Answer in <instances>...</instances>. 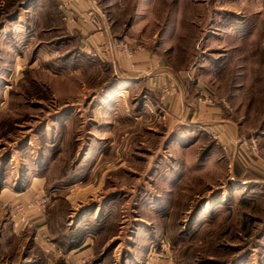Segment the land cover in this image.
Segmentation results:
<instances>
[{
  "label": "rangeland",
  "instance_id": "rangeland-1",
  "mask_svg": "<svg viewBox=\"0 0 264 264\" xmlns=\"http://www.w3.org/2000/svg\"><path fill=\"white\" fill-rule=\"evenodd\" d=\"M66 4L0 0V189L31 199L0 203V264H62L76 229L81 264H264V0H97L117 70ZM142 50L174 79L127 76Z\"/></svg>",
  "mask_w": 264,
  "mask_h": 264
},
{
  "label": "crops",
  "instance_id": "crops-1",
  "mask_svg": "<svg viewBox=\"0 0 264 264\" xmlns=\"http://www.w3.org/2000/svg\"><path fill=\"white\" fill-rule=\"evenodd\" d=\"M67 1V4L65 7L68 8V15H69V23L67 24V27L72 30L74 29V31L77 33V35H79L80 37H82V40L85 38H89L90 40L92 39H101V40H105L106 39V45L109 47L108 51H105L106 48L103 50L102 54H103V62L105 64H107L108 66H111L112 68H115L116 70L121 67V68H129V61L127 57L123 58L122 56H116V54L114 53V51L111 52V44L108 42L109 41V32H107L105 30L104 32H100V33H96V31H94L89 25H83L81 23V21L79 19L73 18L71 19V15L76 16V14L79 13V11L82 8H86L89 5V0H65ZM64 2V1H62ZM65 3V2H64ZM70 4V6H69ZM71 8V10H70ZM73 17V16H72ZM102 36V37H101ZM103 38V39H102ZM116 59H118L119 63L117 64ZM137 63V67L139 69L137 70H127L124 73L128 74L127 76L130 75L131 78L133 77H144V80L147 84V87H149L151 90H156L160 84L163 83H167L169 81H172L174 78L173 76V72L171 70H169L167 68L166 65L161 64V61L159 58L155 57L153 55V53L146 51V50H142L138 53H135L134 58L132 59ZM167 102H170L171 107L176 110L179 109V107L183 106L184 104V98H183V93L181 92L180 94H175L173 93L172 97H167L166 99ZM37 186H39L40 182H37V180L35 179L33 181ZM29 187V186H28ZM30 195H29V191L27 189V191H23L20 192L15 189V186L12 185H7L6 187H2V189H0V203H12V204H16L17 202L21 201L22 203H27L28 201H30ZM1 208V205H0ZM48 219H50V217H48ZM38 224H41L43 226L44 230H48L50 232L51 228L49 227L48 222L47 223V218H41L38 219L36 221ZM52 231V230H51ZM48 232V233H49ZM47 234V233H46ZM39 235V234H38ZM55 236V234H54ZM55 240H57V238H54ZM94 239V240H93ZM60 242V241H59ZM94 242V243H93ZM95 236L93 235H89L87 236L82 242L81 244H79L78 246H73L71 248L66 247L65 244L60 242V247L62 248L63 251H65V253L68 252V254H70L73 257L76 258H81L84 257L86 255H91V253H93L94 250V244H95ZM58 258V256H57ZM55 259V257H54ZM53 261V259H52ZM61 261H63L65 264H67L64 260V257L62 256ZM63 262H61L62 264H64ZM53 263V262H51ZM48 263V264H51ZM153 264H160L159 262H155Z\"/></svg>",
  "mask_w": 264,
  "mask_h": 264
},
{
  "label": "built area",
  "instance_id": "built-area-1",
  "mask_svg": "<svg viewBox=\"0 0 264 264\" xmlns=\"http://www.w3.org/2000/svg\"><path fill=\"white\" fill-rule=\"evenodd\" d=\"M98 6H100V5H97V0H89L88 9L85 10L80 16H81V20L84 23L90 24L91 26L94 27V29H96L97 31L102 32L103 28L105 29L108 26L107 27H105V26L102 27L101 18H103V17L105 18V15H104V13L101 11V9ZM108 29H109V27H108ZM119 45L120 44H118V45L116 44L114 46L116 48L120 47V49H121V47H124V46H119ZM83 50H85L89 54H92L93 57L98 55L97 52L93 51L88 44H86V47ZM47 200H48L47 197H43L41 199H37L39 210H42V208L45 207V205L47 203ZM8 204H10V203H8ZM12 210L13 211H11V219H12V221L14 223V226L15 227H19L20 226V222H24L25 219H26V217H25L26 215L25 214L22 215V213H23V211L25 209L21 208L20 209L21 213H17L16 211H14V208ZM57 256H63L64 258L66 257L68 262H70V260H71V262H74V264H81V262L85 263V262L90 260V255H86V256L81 257V258H76V257L71 256L70 254H65L62 250L58 251ZM163 257L167 258L169 263L172 264L173 258L171 256H168L167 254H166V256H164V253H156L152 257V260L155 259V258L159 259V258H163Z\"/></svg>",
  "mask_w": 264,
  "mask_h": 264
},
{
  "label": "trees",
  "instance_id": "trees-1",
  "mask_svg": "<svg viewBox=\"0 0 264 264\" xmlns=\"http://www.w3.org/2000/svg\"><path fill=\"white\" fill-rule=\"evenodd\" d=\"M95 232H91V230L87 231H79L78 229L71 231L68 235H63L60 238V242L65 244L66 247L71 248L73 246H78L81 242L89 235H96Z\"/></svg>",
  "mask_w": 264,
  "mask_h": 264
}]
</instances>
